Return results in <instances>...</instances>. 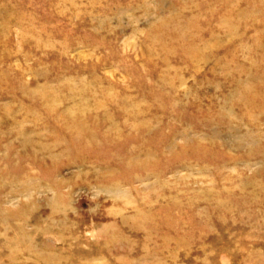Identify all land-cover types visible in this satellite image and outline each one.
Returning <instances> with one entry per match:
<instances>
[{
	"label": "rangeland",
	"instance_id": "rangeland-1",
	"mask_svg": "<svg viewBox=\"0 0 264 264\" xmlns=\"http://www.w3.org/2000/svg\"><path fill=\"white\" fill-rule=\"evenodd\" d=\"M0 264H264V0H0Z\"/></svg>",
	"mask_w": 264,
	"mask_h": 264
}]
</instances>
